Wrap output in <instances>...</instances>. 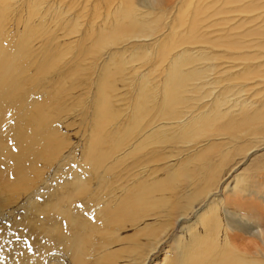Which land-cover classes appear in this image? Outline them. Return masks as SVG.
<instances>
[{"label":"bare ground","instance_id":"bare-ground-1","mask_svg":"<svg viewBox=\"0 0 264 264\" xmlns=\"http://www.w3.org/2000/svg\"><path fill=\"white\" fill-rule=\"evenodd\" d=\"M70 1H0L12 264H264V0Z\"/></svg>","mask_w":264,"mask_h":264},{"label":"rangeland","instance_id":"rangeland-1","mask_svg":"<svg viewBox=\"0 0 264 264\" xmlns=\"http://www.w3.org/2000/svg\"><path fill=\"white\" fill-rule=\"evenodd\" d=\"M67 3H71V1L69 0V2H67ZM74 4H76V3H74ZM74 4L72 5V7L74 8L73 12L76 11V9H77V6H75ZM5 6L3 5V3H0V13L2 11V8L5 7ZM62 129H64V130H62ZM61 130H62V132H66L65 134H68L69 139L72 142L77 140L76 137L73 135V132H72L73 130L71 128L65 129V128L61 127ZM251 175H252V178H255L254 179L255 181L257 180V183H259V182L264 180V173H262L261 171H252ZM22 191H23L22 188H19L16 192H11L10 195L6 196L7 198H10L11 202H13L8 207V209H12V210H14V212L12 213V215L7 214V216H0V235L1 234H5V235L10 234L12 236V238L14 239V232H15V227H16V225L14 224V217L15 216H19V217L22 216L21 215L22 214L21 209L20 208H17L18 210L15 209L16 208V203L15 202H16L17 196ZM1 213H3V215H4L5 212H3L2 209H0V214ZM259 228L262 230V233L264 234V222L262 220L259 221ZM130 233H131V230L123 231V234H121V235L127 236ZM240 244L244 245L245 243L242 242ZM163 246H165V245H163ZM10 247H11V243L8 244V251H7V249L3 248L1 246V243H0V264H12L14 261H16L18 259L19 256H15V257L11 256V251L9 250ZM160 254H162V253H160V250H158V253L156 255H160ZM155 256H153L152 258H154ZM160 256H162V255H160ZM65 263H67V260H65L64 264Z\"/></svg>","mask_w":264,"mask_h":264}]
</instances>
